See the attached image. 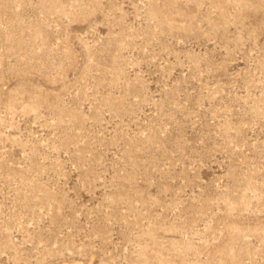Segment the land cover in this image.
Returning a JSON list of instances; mask_svg holds the SVG:
<instances>
[{"label":"rangeland","instance_id":"1","mask_svg":"<svg viewBox=\"0 0 264 264\" xmlns=\"http://www.w3.org/2000/svg\"><path fill=\"white\" fill-rule=\"evenodd\" d=\"M264 264V0H0V264Z\"/></svg>","mask_w":264,"mask_h":264},{"label":"bare ground","instance_id":"2","mask_svg":"<svg viewBox=\"0 0 264 264\" xmlns=\"http://www.w3.org/2000/svg\"><path fill=\"white\" fill-rule=\"evenodd\" d=\"M69 264H81V263H76V262H74V263H69Z\"/></svg>","mask_w":264,"mask_h":264}]
</instances>
